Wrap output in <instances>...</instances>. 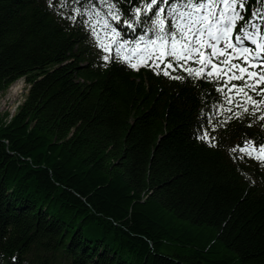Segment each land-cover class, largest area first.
Here are the masks:
<instances>
[{
    "label": "trees",
    "instance_id": "trees-1",
    "mask_svg": "<svg viewBox=\"0 0 264 264\" xmlns=\"http://www.w3.org/2000/svg\"><path fill=\"white\" fill-rule=\"evenodd\" d=\"M92 7L0 0V94L30 87L0 117V264H264V110L104 61Z\"/></svg>",
    "mask_w": 264,
    "mask_h": 264
},
{
    "label": "snow or ice",
    "instance_id": "snow-or-ice-1",
    "mask_svg": "<svg viewBox=\"0 0 264 264\" xmlns=\"http://www.w3.org/2000/svg\"><path fill=\"white\" fill-rule=\"evenodd\" d=\"M57 2L63 7L70 6L73 0ZM103 3L107 6L105 17H101L94 7L87 14L90 20L95 17L92 35L96 36L99 48L105 53L102 56L104 61H109L107 53L112 51V45L116 46L115 59L127 51L141 54L137 63H132L128 56L124 57L132 68H137L140 63L147 65L152 60L151 66L159 70L165 57H171L162 69L164 75H169L167 69L175 70V62L189 77L214 81L215 91L224 93L228 105L235 103L233 95H241L250 102L253 111L258 110V105L264 110V87H260L264 85V71L259 70L264 68V0H252L251 4L248 0H182L179 3L173 0H103ZM121 3L126 5L127 13L123 20L125 9L117 7ZM69 10L79 13L81 22H84L80 7H70ZM166 18H170L167 28ZM109 19L124 27L117 30ZM96 26L103 28L104 39L96 33ZM138 26L145 31L144 35H139L135 41L121 39L122 31L134 32ZM148 33H152L154 39L149 38ZM189 61L200 67H187ZM174 78L183 79L181 76ZM257 92L260 99L253 96ZM244 111H249L247 106ZM260 118L264 119V116ZM200 135L211 142L207 130ZM241 151L252 156L255 149ZM255 158L264 164V143L259 145Z\"/></svg>",
    "mask_w": 264,
    "mask_h": 264
},
{
    "label": "rangeland",
    "instance_id": "rangeland-1",
    "mask_svg": "<svg viewBox=\"0 0 264 264\" xmlns=\"http://www.w3.org/2000/svg\"><path fill=\"white\" fill-rule=\"evenodd\" d=\"M140 55V53L130 52L131 62L137 63ZM28 89L29 86L21 79L14 83L5 93L0 94V117L4 114L12 117L17 108L24 102Z\"/></svg>",
    "mask_w": 264,
    "mask_h": 264
}]
</instances>
